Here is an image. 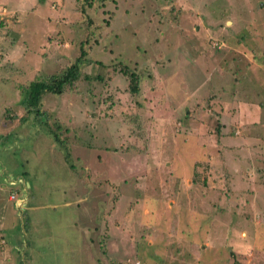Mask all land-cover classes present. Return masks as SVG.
I'll list each match as a JSON object with an SVG mask.
<instances>
[{
    "label": "rangeland",
    "instance_id": "1",
    "mask_svg": "<svg viewBox=\"0 0 264 264\" xmlns=\"http://www.w3.org/2000/svg\"><path fill=\"white\" fill-rule=\"evenodd\" d=\"M92 1L0 9L13 264H264V0Z\"/></svg>",
    "mask_w": 264,
    "mask_h": 264
},
{
    "label": "trees",
    "instance_id": "2",
    "mask_svg": "<svg viewBox=\"0 0 264 264\" xmlns=\"http://www.w3.org/2000/svg\"><path fill=\"white\" fill-rule=\"evenodd\" d=\"M44 0H39L42 2ZM77 3V0H75ZM87 6L91 7L92 0H85ZM82 15L85 12V8L81 10ZM112 15V14H111ZM105 24L108 20H104ZM86 52L83 48H80V56L76 59L75 63L72 64L67 70L59 77H50L48 81H38L29 84L26 97L23 99V105H25L26 109L31 112L32 110H36L42 98V95L45 93H52L55 95H60L64 92L66 86H71L77 82L80 78V65L83 64L82 60L85 58ZM123 74L129 78V86L133 93L138 91V76L130 71L128 68H122Z\"/></svg>",
    "mask_w": 264,
    "mask_h": 264
},
{
    "label": "crops",
    "instance_id": "3",
    "mask_svg": "<svg viewBox=\"0 0 264 264\" xmlns=\"http://www.w3.org/2000/svg\"><path fill=\"white\" fill-rule=\"evenodd\" d=\"M18 1H19L18 5L23 4L20 3L21 0ZM8 2L11 3L13 2V4L17 6V0H0V8H4L3 5L5 6V4H7ZM4 11L6 13L5 9ZM9 185L11 186V188H13V190L12 191L10 190L9 196L5 197L3 196V194L4 191L6 190V187H8ZM14 194H17V184H14L11 180L7 179L6 176L3 177V175L0 173V231H3V229L6 228H12V226H9V223L14 221V219L17 217V210H21V206H20L21 202L25 201V200L19 201L20 203L18 204L17 196ZM13 195H14V199H11L12 198L11 196ZM25 209H26V204H25ZM245 234L247 236V232H245ZM0 240L4 242V244L0 245V264H13L14 260L12 255L17 253L15 252L16 239L14 238V235L10 234L8 237H5L4 234L0 233ZM8 242L10 243V245Z\"/></svg>",
    "mask_w": 264,
    "mask_h": 264
},
{
    "label": "built area",
    "instance_id": "4",
    "mask_svg": "<svg viewBox=\"0 0 264 264\" xmlns=\"http://www.w3.org/2000/svg\"><path fill=\"white\" fill-rule=\"evenodd\" d=\"M1 9V8H0ZM12 199H14V196H12ZM20 202H18V204H19ZM23 202H21V205L20 206H23ZM2 244H4V242L2 241V240H0V245H2Z\"/></svg>",
    "mask_w": 264,
    "mask_h": 264
}]
</instances>
